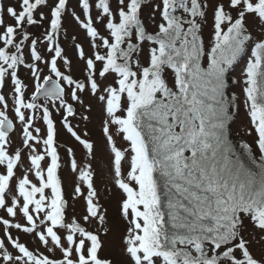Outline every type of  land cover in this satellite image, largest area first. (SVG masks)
Listing matches in <instances>:
<instances>
[{
	"label": "snow or ice",
	"instance_id": "snow-or-ice-1",
	"mask_svg": "<svg viewBox=\"0 0 264 264\" xmlns=\"http://www.w3.org/2000/svg\"><path fill=\"white\" fill-rule=\"evenodd\" d=\"M0 264H264V0H0Z\"/></svg>",
	"mask_w": 264,
	"mask_h": 264
},
{
	"label": "rangeland",
	"instance_id": "rangeland-1",
	"mask_svg": "<svg viewBox=\"0 0 264 264\" xmlns=\"http://www.w3.org/2000/svg\"><path fill=\"white\" fill-rule=\"evenodd\" d=\"M71 2L74 4L75 0H71ZM77 11H79V9H77ZM93 14L95 15V11L93 12ZM65 25L68 28L69 34L75 33L77 31L75 26L71 23L70 20L66 19ZM30 30H32V29H30ZM242 122H244L243 114L241 115V117L237 118V124H240ZM233 131H234V134H236V132L238 131L236 125H233ZM92 132H93V138L94 139H98V136H99L98 130L93 128ZM97 189H98V191L101 192V202L104 203L105 202V198L103 196V192H104L103 185L100 184V183H97ZM109 203H110V206H109V220H111L115 216V211H116V209H115V200L114 199H110Z\"/></svg>",
	"mask_w": 264,
	"mask_h": 264
},
{
	"label": "trees",
	"instance_id": "trees-1",
	"mask_svg": "<svg viewBox=\"0 0 264 264\" xmlns=\"http://www.w3.org/2000/svg\"><path fill=\"white\" fill-rule=\"evenodd\" d=\"M233 135H235V134H234V131H233Z\"/></svg>",
	"mask_w": 264,
	"mask_h": 264
}]
</instances>
